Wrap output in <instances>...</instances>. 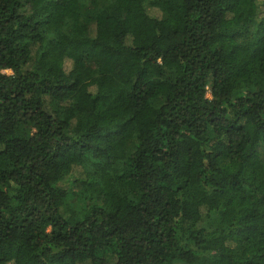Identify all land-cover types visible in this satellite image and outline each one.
Masks as SVG:
<instances>
[{
  "label": "trees",
  "instance_id": "obj_1",
  "mask_svg": "<svg viewBox=\"0 0 264 264\" xmlns=\"http://www.w3.org/2000/svg\"><path fill=\"white\" fill-rule=\"evenodd\" d=\"M261 143L264 0H0V264H264Z\"/></svg>",
  "mask_w": 264,
  "mask_h": 264
},
{
  "label": "rangeland",
  "instance_id": "obj_2",
  "mask_svg": "<svg viewBox=\"0 0 264 264\" xmlns=\"http://www.w3.org/2000/svg\"><path fill=\"white\" fill-rule=\"evenodd\" d=\"M255 26L254 25H251L248 27V33L250 34V32H252L254 30ZM6 72H10L9 70H6ZM208 96H210V93L208 92L207 94ZM258 150H259V153H260V156L261 158L264 160V143H261L259 146H258ZM65 186L68 187V188H73V186H71V184L66 181L65 182Z\"/></svg>",
  "mask_w": 264,
  "mask_h": 264
}]
</instances>
